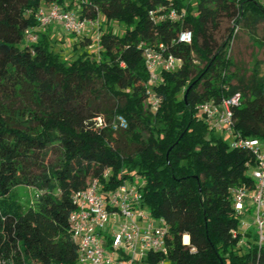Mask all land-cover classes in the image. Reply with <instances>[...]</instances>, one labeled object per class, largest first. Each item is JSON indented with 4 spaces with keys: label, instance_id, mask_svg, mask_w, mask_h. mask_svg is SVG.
I'll list each match as a JSON object with an SVG mask.
<instances>
[{
    "label": "trees",
    "instance_id": "trees-1",
    "mask_svg": "<svg viewBox=\"0 0 264 264\" xmlns=\"http://www.w3.org/2000/svg\"><path fill=\"white\" fill-rule=\"evenodd\" d=\"M49 3L98 20L100 43L89 33L75 36L85 43L72 46L70 61L54 49L46 30L28 45L23 33L37 25L30 11ZM159 7L185 13L183 22L153 24L149 12ZM224 18L237 27L242 22L258 42L264 5L0 0V264H77L70 240L72 196L105 170L112 173V188L141 176L143 205L168 226L167 254L148 255V264H264V246L258 249L252 231L245 247L230 235L239 225L230 189L252 185L245 167L251 156L231 150L196 111L206 101L239 95L234 133L264 144V76L254 70L236 80L230 72L226 49L234 28L219 46L212 36ZM112 22L122 25L121 35ZM183 29L192 33L190 45L176 43ZM140 43L163 44L181 68L162 72L158 85L149 87ZM149 92L160 100L155 111L145 108ZM116 116L125 119V130L111 129ZM51 154L54 159H47ZM21 187L35 190L34 206L20 204Z\"/></svg>",
    "mask_w": 264,
    "mask_h": 264
},
{
    "label": "built area",
    "instance_id": "built-area-1",
    "mask_svg": "<svg viewBox=\"0 0 264 264\" xmlns=\"http://www.w3.org/2000/svg\"><path fill=\"white\" fill-rule=\"evenodd\" d=\"M30 13H33L37 25L23 33L28 45L37 42L41 31L56 25L73 36L89 33L96 45L100 43L98 20L80 18L76 12L64 10L55 3ZM184 14L159 7L149 12V18L153 24L165 21L181 24ZM176 43L190 45L192 33L187 29L181 30ZM138 48L142 51L149 87L158 85L162 72L173 73L181 68L182 61L168 53L163 44L140 43ZM145 104L155 111L160 100L154 92H149ZM239 104L240 97L235 95L219 102L201 103L196 111L210 132L228 137L231 150L246 151L251 156L245 167L252 185L243 184L230 189L234 215L239 220L237 229L231 230L230 235L240 238L239 246L245 247L247 234L252 231L260 250L264 246V144L234 133L232 109ZM126 128L125 119L116 116L111 129L122 131ZM111 174L110 170H105L100 178L89 180L85 189L72 196L74 209L69 215L70 240L77 249V264H148V255L165 256L168 252V226L164 220L153 218L143 205L144 179L134 175L112 188Z\"/></svg>",
    "mask_w": 264,
    "mask_h": 264
},
{
    "label": "rangeland",
    "instance_id": "rangeland-1",
    "mask_svg": "<svg viewBox=\"0 0 264 264\" xmlns=\"http://www.w3.org/2000/svg\"><path fill=\"white\" fill-rule=\"evenodd\" d=\"M189 1L192 5H196L199 0ZM258 1L261 3V5H264V0ZM111 25L118 35L123 33L124 28L122 25H119L116 22H112ZM237 25L239 29L237 32H235L236 28H238L235 24V21L233 19L224 18L220 22L219 29L212 35L216 45L219 46L227 39L230 30L234 28L233 35L230 38L228 47L226 49V54L233 63V67L230 69V72L236 75V80L248 79V77L251 75V72L254 70L258 74V77L264 76V46L258 43H264V22L260 23L256 28V39L258 42H254L250 38V35L243 28L242 22H239ZM52 27L53 26L49 27L47 30H51ZM58 35H60V33ZM49 39L53 44L54 49L61 54L62 59L70 61L75 58L72 51L73 48L70 44H66L67 42H62L58 39ZM77 40H83L85 43L83 36L78 37ZM236 80L232 81L233 85L236 84ZM145 108L147 109L148 107L146 106ZM226 139H228L227 136ZM53 157L54 155L51 154L47 159L52 160L54 159ZM17 193L20 196V204L23 207L26 208L28 206L35 205L37 197L33 188L21 187L17 189ZM252 213L253 208L251 210V214Z\"/></svg>",
    "mask_w": 264,
    "mask_h": 264
},
{
    "label": "crops",
    "instance_id": "crops-1",
    "mask_svg": "<svg viewBox=\"0 0 264 264\" xmlns=\"http://www.w3.org/2000/svg\"><path fill=\"white\" fill-rule=\"evenodd\" d=\"M48 29V28H47ZM46 30V34L48 36V38H51V39H58V40H61L62 42H67L66 44H70L71 46H73L74 44H77L79 41L77 40V37H73V36H70L69 34H67L65 31H63V29L60 27V26H53L51 28V30L49 29V31ZM60 33V35H58ZM188 238V237H187ZM189 241V240H188Z\"/></svg>",
    "mask_w": 264,
    "mask_h": 264
},
{
    "label": "bare ground",
    "instance_id": "bare-ground-1",
    "mask_svg": "<svg viewBox=\"0 0 264 264\" xmlns=\"http://www.w3.org/2000/svg\"><path fill=\"white\" fill-rule=\"evenodd\" d=\"M183 243H184V244H187V243H188V238H187V236H184V237H183Z\"/></svg>",
    "mask_w": 264,
    "mask_h": 264
}]
</instances>
